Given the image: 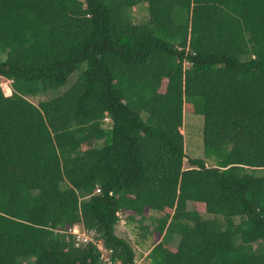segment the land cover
<instances>
[{
    "label": "trees",
    "instance_id": "16d2710c",
    "mask_svg": "<svg viewBox=\"0 0 264 264\" xmlns=\"http://www.w3.org/2000/svg\"><path fill=\"white\" fill-rule=\"evenodd\" d=\"M0 52V264H102L75 226L135 264L118 213L150 264H264V0H0Z\"/></svg>",
    "mask_w": 264,
    "mask_h": 264
},
{
    "label": "rangeland",
    "instance_id": "374dc122",
    "mask_svg": "<svg viewBox=\"0 0 264 264\" xmlns=\"http://www.w3.org/2000/svg\"><path fill=\"white\" fill-rule=\"evenodd\" d=\"M132 14L136 22H143L149 18L148 15V3L143 2L140 3L137 7L132 9ZM147 18V19H146ZM6 56L0 52V60L5 59ZM86 66V65H84ZM79 70H77L71 77L68 82V84L62 88V90H59L58 92H51L46 95H41L37 98H31V101L35 104H38L40 101L48 100L50 98H53L59 94H61L64 90H66L78 77ZM11 83L7 80H3V88L4 91L7 94L11 95L10 86ZM10 86V87H9ZM203 124H204V117L202 115H196L193 113H187L185 118V125L182 129V132L185 135V148L187 157L189 158H201L204 156V140H203ZM105 126L110 127L111 123L109 119H106ZM185 168L190 167V164L188 163V160H185L184 164ZM147 216L152 215H158L151 211H146ZM136 224V223H135ZM135 224L129 225L127 222H123L120 225H117L116 232L119 236L126 238L129 240L132 245L136 249V256L139 257L138 261L139 264H150V262L145 259V255L150 250V248L153 246V244L159 242L161 240L160 235H156L155 237L151 238L150 240L146 241L142 246L138 245L137 239L138 233L140 232L137 229H133V226ZM146 224H151L150 220L146 222ZM179 242V239L176 238L174 244L177 245ZM137 243V244H136ZM142 254V255H141ZM142 256V257H141Z\"/></svg>",
    "mask_w": 264,
    "mask_h": 264
},
{
    "label": "built area",
    "instance_id": "2783aa9c",
    "mask_svg": "<svg viewBox=\"0 0 264 264\" xmlns=\"http://www.w3.org/2000/svg\"><path fill=\"white\" fill-rule=\"evenodd\" d=\"M97 192H100V189H97ZM118 217L120 219L119 224L126 222L121 213H118ZM69 232L75 236L74 241L76 247H85L93 244L101 253L102 264H114L111 258L112 251L105 247L102 240H96L95 232L87 231L79 226H75L73 229H70ZM135 264H139L138 258L135 259Z\"/></svg>",
    "mask_w": 264,
    "mask_h": 264
},
{
    "label": "clouds",
    "instance_id": "9594fccd",
    "mask_svg": "<svg viewBox=\"0 0 264 264\" xmlns=\"http://www.w3.org/2000/svg\"><path fill=\"white\" fill-rule=\"evenodd\" d=\"M11 83V81H9ZM7 94V93H6ZM7 95H10V94H7Z\"/></svg>",
    "mask_w": 264,
    "mask_h": 264
},
{
    "label": "crops",
    "instance_id": "0c3cea01",
    "mask_svg": "<svg viewBox=\"0 0 264 264\" xmlns=\"http://www.w3.org/2000/svg\"><path fill=\"white\" fill-rule=\"evenodd\" d=\"M10 87V86H9ZM10 90H11V87H10ZM11 92H12V90H11Z\"/></svg>",
    "mask_w": 264,
    "mask_h": 264
}]
</instances>
